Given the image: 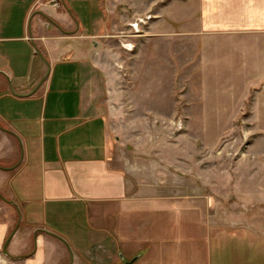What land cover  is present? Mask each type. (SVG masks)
Here are the masks:
<instances>
[{"label":"crops","instance_id":"crops-1","mask_svg":"<svg viewBox=\"0 0 264 264\" xmlns=\"http://www.w3.org/2000/svg\"><path fill=\"white\" fill-rule=\"evenodd\" d=\"M69 1L0 0V254L24 257L23 264H59L65 248L58 232L73 224L69 236L105 235L89 252L95 262L155 264L149 254L156 237L145 235L153 222L145 215L182 187L154 160L151 147L158 142L130 150L113 131L110 115L90 101L89 62L44 56L34 79L35 58L26 52L41 39L48 47L41 33L51 27L75 34L80 44L106 37L117 16L128 25L130 16L150 18L136 40L138 97L145 101L155 85L170 81L169 111L180 103L188 124L200 112L207 127L231 129L246 121L264 130V0H72L74 11ZM175 89L183 90L180 99ZM82 216L90 222L88 234L77 223ZM128 216L142 223L136 243L126 229ZM78 256L70 264H80Z\"/></svg>","mask_w":264,"mask_h":264},{"label":"rangeland","instance_id":"rangeland-1","mask_svg":"<svg viewBox=\"0 0 264 264\" xmlns=\"http://www.w3.org/2000/svg\"><path fill=\"white\" fill-rule=\"evenodd\" d=\"M68 4L70 9L74 8L72 0ZM138 18L130 16L128 25L117 16L113 31L106 37L95 41L79 40L80 44L74 43L78 40L73 39L75 34H66L59 28L43 31L41 36L46 38L48 47L41 39L40 44L32 43L26 52L28 59L30 56L35 58L33 78H39L37 75L45 66L44 56L56 60L79 58L89 62L94 77L90 101L99 111L102 108L101 113L110 115L113 131L129 142L130 150L140 143L154 145L158 142L151 147L158 153L154 160L162 171L176 175V181L182 187L175 192L178 196L161 200L157 209L153 208L145 215L146 223L153 222L146 228L145 235L156 237L149 254L150 262L264 264V130L253 128L244 121L246 115L243 123L231 129L207 127L199 119L200 112H195L193 121L188 124L180 103L176 111H169L172 101L165 91L171 90L173 83L170 81L155 85V93H151L153 82L147 81L146 91L149 90L151 96L147 94L145 101L138 97L136 40L140 34L131 27ZM15 51L20 53L21 48L17 46ZM174 91L180 99L183 90ZM10 93L14 95L15 89ZM19 106L16 104L13 108L23 109ZM124 106L127 111L117 112ZM108 107L115 112L107 113ZM38 114L39 110L34 106L30 115L34 119ZM169 173H166L168 179H175L172 175L169 178ZM226 173L227 176L222 177ZM222 180L225 184L220 183ZM197 191H203L206 200L198 199L201 193ZM78 219L83 234L92 232L86 217ZM127 219L126 229L132 234L131 242L136 243L137 235L143 233L142 223L129 216ZM72 226L68 225L67 234L58 232L65 248L64 257L59 256V264L72 263L73 254H79L76 259L80 264H105L103 260L95 262L96 257L89 256V252L96 249L97 240L101 238L103 242L105 235L69 236ZM99 227L104 229L106 224ZM75 237L79 239L76 241ZM81 250H87L88 255L82 256ZM23 259L0 254V264H23Z\"/></svg>","mask_w":264,"mask_h":264},{"label":"built area","instance_id":"built-area-1","mask_svg":"<svg viewBox=\"0 0 264 264\" xmlns=\"http://www.w3.org/2000/svg\"><path fill=\"white\" fill-rule=\"evenodd\" d=\"M150 18H138L136 20V22H134L133 24H131V27L133 28V30L138 33V34H143V29L142 26L147 25V21Z\"/></svg>","mask_w":264,"mask_h":264},{"label":"trees","instance_id":"trees-1","mask_svg":"<svg viewBox=\"0 0 264 264\" xmlns=\"http://www.w3.org/2000/svg\"><path fill=\"white\" fill-rule=\"evenodd\" d=\"M43 17H44L46 20L52 22V20H51L50 18H48V17H46V16H43ZM52 23H55V22H52ZM55 24H56V23H55ZM0 199H3L1 195H0ZM9 238H10V236H9ZM7 245H8V240H7V242L5 243V252H6V247H7Z\"/></svg>","mask_w":264,"mask_h":264},{"label":"water","instance_id":"water-1","mask_svg":"<svg viewBox=\"0 0 264 264\" xmlns=\"http://www.w3.org/2000/svg\"><path fill=\"white\" fill-rule=\"evenodd\" d=\"M121 257L124 259L123 255H121ZM126 264H132V262H127Z\"/></svg>","mask_w":264,"mask_h":264}]
</instances>
